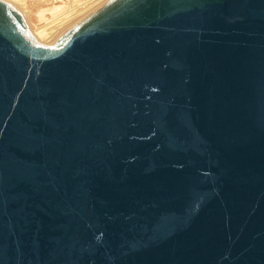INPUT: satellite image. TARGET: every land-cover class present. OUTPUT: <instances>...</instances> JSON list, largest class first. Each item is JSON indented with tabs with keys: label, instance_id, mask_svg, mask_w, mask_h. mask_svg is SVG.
<instances>
[{
	"label": "water",
	"instance_id": "obj_1",
	"mask_svg": "<svg viewBox=\"0 0 264 264\" xmlns=\"http://www.w3.org/2000/svg\"><path fill=\"white\" fill-rule=\"evenodd\" d=\"M0 264H264V0H0Z\"/></svg>",
	"mask_w": 264,
	"mask_h": 264
},
{
	"label": "rangeland",
	"instance_id": "obj_2",
	"mask_svg": "<svg viewBox=\"0 0 264 264\" xmlns=\"http://www.w3.org/2000/svg\"><path fill=\"white\" fill-rule=\"evenodd\" d=\"M24 15L30 29L40 42L50 43L42 32L62 24L59 34L103 0H7ZM44 29V30H43ZM41 30H43L41 32ZM62 30V31H61ZM58 34V35H59ZM57 35V36H58ZM49 39V40H48ZM39 40V39H38Z\"/></svg>",
	"mask_w": 264,
	"mask_h": 264
},
{
	"label": "bare ground",
	"instance_id": "obj_3",
	"mask_svg": "<svg viewBox=\"0 0 264 264\" xmlns=\"http://www.w3.org/2000/svg\"><path fill=\"white\" fill-rule=\"evenodd\" d=\"M19 10V9H18ZM23 15V14H22ZM23 17H24V15H23ZM24 19H25V17H24ZM25 21H26V19H25ZM26 23H27V21H26ZM27 26H28V28L30 29V27H29V25H28V23H27ZM61 27H62V24L60 23L58 26H52V27H50V28H48V29H45V31H43V30H41V32H42V34L44 35H47V37L48 38H55V37H57V35L59 34L58 32H59V30L61 29ZM30 31H31V29H30ZM62 31V30H61ZM31 33L34 35L35 33L34 32H32L31 31ZM34 37L38 40V41H40V38L39 37H37V36H35L34 35ZM49 40V39H48ZM51 41H53V40H51Z\"/></svg>",
	"mask_w": 264,
	"mask_h": 264
}]
</instances>
